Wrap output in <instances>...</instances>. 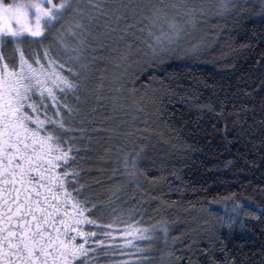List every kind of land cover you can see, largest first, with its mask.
Returning <instances> with one entry per match:
<instances>
[{"label":"snow or ice","instance_id":"6c2138e0","mask_svg":"<svg viewBox=\"0 0 264 264\" xmlns=\"http://www.w3.org/2000/svg\"><path fill=\"white\" fill-rule=\"evenodd\" d=\"M259 6L264 15V0ZM248 7L249 0H0V264H171V251L146 255L158 237L170 247L168 222L146 224L147 210L125 208L117 195L145 176V146L135 133L101 146L99 159L114 165L108 179L117 181L106 202H94L81 182L88 153L99 151L94 135L116 136L96 119L101 110L148 115L146 97L137 99L135 90L127 102L119 74L94 81L90 53L107 40L125 74L141 63L156 66L181 45L193 53L204 46L198 19ZM66 17L71 22L54 31ZM94 30L95 44L88 39Z\"/></svg>","mask_w":264,"mask_h":264},{"label":"trees","instance_id":"16d2710c","mask_svg":"<svg viewBox=\"0 0 264 264\" xmlns=\"http://www.w3.org/2000/svg\"><path fill=\"white\" fill-rule=\"evenodd\" d=\"M249 3L253 7L240 15H210L212 24H203L205 44L198 52L184 44L156 66L141 63L125 74L115 66L116 53L107 40L102 50L90 53L94 81L99 73L109 80L119 74L128 103L133 90L137 99L146 97L147 116L124 109L129 112L124 117L109 108L101 110L96 119H104L103 126L115 128L118 136L135 133L145 151H158L154 159L145 158L141 182L157 185V193L150 195L140 186L123 184L117 195L125 208L146 209V224L161 219L179 224L171 230L168 249L158 238L153 245L156 250L146 253L158 259L159 251H171V264H212L213 258L218 264H233L232 258L234 264H264V214L257 206L264 205V15L259 1ZM70 22L66 17L54 31ZM88 39L95 44V30ZM118 44L122 49L123 42ZM104 91L107 94V88ZM165 94L167 99H163ZM154 95L162 103H149ZM134 116L138 117L135 121ZM121 119L129 123L120 131L117 122ZM111 137L109 133L94 135L93 147L103 155V147L94 141L101 140L106 146ZM113 167L99 158L86 165L88 171L81 182L90 186L87 195L94 202H106L109 189L117 185L108 179ZM227 201L228 209L249 201L256 211L245 208L238 214L226 212L225 217L217 210L199 229V214ZM180 210L191 213L185 218ZM178 241L184 247H177Z\"/></svg>","mask_w":264,"mask_h":264},{"label":"rangeland","instance_id":"374dc122","mask_svg":"<svg viewBox=\"0 0 264 264\" xmlns=\"http://www.w3.org/2000/svg\"><path fill=\"white\" fill-rule=\"evenodd\" d=\"M249 1H259V0H249ZM197 2H199V3H201V2H203V3H209V4H214L215 2H216V0H197ZM209 17V16H208ZM201 18V19H199V37H203L204 39H205V37H204V34H205V29H203V24H212V23H209L208 21H209V18ZM197 24H198V22H197ZM197 35H198V33H197ZM122 120H124V119H121V120H118V122H117V125H120V127H119V130L121 131V130H123L124 129V127H126V125H128V123L129 122H127L126 124H121V121ZM117 121V120H116ZM116 121H115V123H116ZM120 134V133H119ZM117 137H118V132L116 131V136H114L113 138L111 137V140L112 141H116V139H117ZM97 144V146L98 147H101L103 144H104V142H102L101 140H96V141H94V145H96ZM100 150V149H99ZM156 152H157V155H159V153H158V151L156 150V149H152L151 151H149V152H147V151H145V158H147V156H151V158H155V156H156ZM92 153H94V152H92ZM92 153H90V156L92 157V160H91V162H93V161H95L96 160V162H97V158H99L100 156H102V154H101V152L100 151H96V154H92ZM92 154V155H91ZM113 165V164H112ZM101 187V186H100ZM140 188L142 189V190H144V192H147L148 194H150V195H155L156 193H157V191H158V189H159V187L157 186V185H154V184H142L141 183V185H140ZM100 190V188H98L97 190H96V192L98 193V191ZM155 198V197H154ZM122 201V200H121ZM230 201H227V202H224V203H222V204H220L218 207H216V208H218V209H213V208H207V210L206 211H204V212H202L201 214H199V229H201L202 228V226H204V224L206 223V221L208 222V221H210V220H212L213 218H214V216H215V214L217 215L218 213V211H220L223 215H225V217H226V212L229 214V213H234L233 211H232V209H228V203H229ZM128 204H131V201H129V202H127ZM122 204V203H121ZM157 204H159V202H157ZM243 205V207L242 208H239L238 209V211L239 212H241V210L242 209H245V210H247L248 212H251V211H256L255 209H254V205L252 204V203H250L249 201H239V203H237V205ZM236 205V206H237ZM191 210V209H190ZM190 210H188V211H190ZM218 210V211H217ZM226 210V211H225ZM188 211H186V212H182L181 210L180 211H178V213L181 215V216H183V217H185V218H188L187 216H188V214H190L191 212H188ZM154 214H156V212H153ZM237 214V213H236ZM235 214V215H236ZM153 215V214H152ZM202 215V216H201ZM193 218H195V216H193ZM192 218V219H193ZM230 218H233V215H231L230 216ZM194 221V220H193ZM166 222H168V224H169V226H170V234H171V230H172V232H174L173 230L174 229H176V228H178L179 227V224L178 223H173V222H170V221H168V220H166ZM191 223H193V222H191ZM183 225V224H182ZM86 230H91V229H86ZM182 231V230H181ZM170 236V235H169ZM159 238V237H158ZM157 238V239H158ZM178 245H176L177 247L179 246V248H182V247H184V244L182 245V242L181 241H178Z\"/></svg>","mask_w":264,"mask_h":264}]
</instances>
